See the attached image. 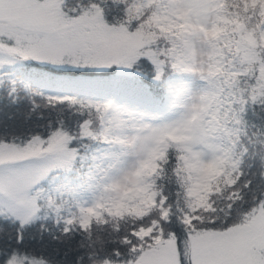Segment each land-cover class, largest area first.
Returning <instances> with one entry per match:
<instances>
[{
	"label": "snow or ice",
	"instance_id": "snow-or-ice-1",
	"mask_svg": "<svg viewBox=\"0 0 264 264\" xmlns=\"http://www.w3.org/2000/svg\"><path fill=\"white\" fill-rule=\"evenodd\" d=\"M0 264H264V0H0Z\"/></svg>",
	"mask_w": 264,
	"mask_h": 264
},
{
	"label": "trees",
	"instance_id": "trees-1",
	"mask_svg": "<svg viewBox=\"0 0 264 264\" xmlns=\"http://www.w3.org/2000/svg\"><path fill=\"white\" fill-rule=\"evenodd\" d=\"M0 107H2V106H0Z\"/></svg>",
	"mask_w": 264,
	"mask_h": 264
}]
</instances>
